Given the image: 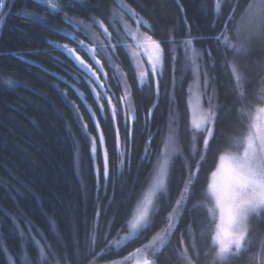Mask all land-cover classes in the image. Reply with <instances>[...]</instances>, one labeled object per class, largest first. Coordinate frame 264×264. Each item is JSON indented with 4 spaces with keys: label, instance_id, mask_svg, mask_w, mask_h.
Masks as SVG:
<instances>
[{
    "label": "trees",
    "instance_id": "obj_1",
    "mask_svg": "<svg viewBox=\"0 0 264 264\" xmlns=\"http://www.w3.org/2000/svg\"><path fill=\"white\" fill-rule=\"evenodd\" d=\"M124 2L147 22L150 27L143 28L154 40L165 39L173 27L177 39L182 38L185 15L195 25L194 36H215L233 10L226 5L223 18L219 19L215 30L210 31L213 16L204 11L201 0ZM233 2L239 4V8L235 10V17L230 18L229 27L233 33L237 28L243 32L248 18L258 10L249 8L250 0ZM55 3L59 5L58 11L39 0H0V264H88L94 257L100 261L124 259L127 253L147 244L167 227V216L184 188L188 166L195 169L200 159L207 133L199 134L192 126L188 96L193 83L204 92L202 73L206 71L211 77L207 92L215 90L213 100L221 106L211 140L213 150L234 144V138L248 131L251 116L264 104V72L258 64L264 60V42L254 41L247 55L236 57L237 73L241 75L238 86L232 70L222 64L225 59L223 48L217 52L214 41L194 42L196 49L212 51L215 60L213 64L205 55L197 61L202 65L199 78L194 75L189 59L191 53L186 56L183 49H178L179 58L173 65L169 46L162 45L165 49L164 71L159 78L157 96L156 81L151 75L144 85L138 83L129 54L113 30L111 43L117 44L119 40V46L114 52L111 47L107 48L112 54V64H105L109 74L105 83L110 87L99 89L97 86V91L113 97V105L120 113L114 121L110 111H98L100 103H105L107 108L106 100H96L92 85L87 83L89 73L68 55L63 45L77 48L82 58L98 67L76 43L79 39L75 35H78L86 45L92 44L88 37L76 31L79 30L76 23L82 21L85 24L90 17L97 16L109 24L112 12L118 13L116 2L56 0ZM181 4L185 12L180 11ZM102 40L99 44L108 45L106 38ZM227 58H233L232 52ZM113 65L120 70V87L112 78ZM173 66L177 69L175 73ZM124 86L130 89V110L117 100L124 94ZM241 92L244 93L242 97ZM203 99L205 102L207 95ZM150 108L154 109V116L146 124ZM126 114L136 117L135 135L130 139L125 129ZM173 116L179 129L173 137L178 150L169 159L167 191L158 192L153 198V208L159 211L155 213L151 227L119 251L111 250L109 254L97 256L109 241L125 234L118 229L151 189ZM128 127H132L131 121ZM117 128L119 151H125V144L130 150L123 168L117 151ZM101 132L104 145L99 143ZM150 134H154L155 139L145 160L144 146ZM93 138L97 141L95 153ZM194 143L197 151H193ZM105 151L111 173L107 182L103 178ZM218 158V152H209L179 226L170 233L169 242L158 258L154 257L156 264H186L189 260L193 264H264V221L255 218L249 222L252 231L246 243L247 251L239 258L230 257L222 262L213 260L209 231L214 228L213 217L206 207L192 209L197 201H205L215 208L208 193V178ZM215 218L217 221L216 211ZM93 235L96 236L94 247ZM35 241H39V247ZM40 247L44 249L46 261L39 258Z\"/></svg>",
    "mask_w": 264,
    "mask_h": 264
},
{
    "label": "snow or ice",
    "instance_id": "obj_2",
    "mask_svg": "<svg viewBox=\"0 0 264 264\" xmlns=\"http://www.w3.org/2000/svg\"><path fill=\"white\" fill-rule=\"evenodd\" d=\"M117 7L122 11H127L132 15H136L135 10L130 5L124 2V0H115ZM45 3L53 11L59 10V5L54 0H45ZM179 3V0H177ZM209 5L211 7L209 8ZM231 7L233 10L228 13L230 18L235 17V10L239 8V4L234 3L233 0H201V6L205 12H209L213 16V27L210 31H214L218 26L219 19L223 18V9L225 6ZM249 8H256L258 11L248 18L247 27L243 30L237 28L235 32L229 27L231 19L224 20V26L215 36H204L203 34L193 35L192 30L195 27L194 23L186 15L182 19V23L185 27V33L179 40L175 35V27L168 31L165 39L154 40L152 36L145 34V50H150L151 54L148 55L147 64L148 67L138 74L140 85H144L148 82L149 75L156 81V94L159 96V78H162L164 71V58L165 49L162 45L169 46V52L171 53V59L173 65L178 60V49H183L186 56L191 53L189 59L193 64L194 75L199 78L201 75L202 65L197 61L202 59L205 55L208 57V61L215 63L212 51L204 49H196L194 42H200L202 40H211L215 42V50L217 52L223 48L225 52V59L222 64L226 68L232 70L233 78L239 85L241 81V75L237 73V60L236 57L241 55H247L254 41L264 42V0H250ZM180 11L185 12L183 5H180ZM116 12L113 11L110 16V21L116 17ZM2 18V17H0ZM65 18L67 14H65ZM122 18L116 19V23H120ZM71 23V20H69ZM82 30L91 27L93 24L98 25L102 29V35L107 38L108 45L104 44H85L84 40H77L76 43L86 49L87 55L95 61L93 67L91 63H88L82 58L80 52L75 47H69L63 45L64 50L68 55L72 56L75 61L89 73L87 77V83L92 85V92L95 95L97 101L106 100L105 103H100L98 111L103 113L110 111L113 120L115 121L119 116L118 109L113 105V97L109 96L107 92L97 91L99 89H105L108 86L105 81L109 79L108 72L105 71V64H112V54L107 51L108 47L113 49V52L117 46H119V40L117 44H112V32L110 28H114L113 23L106 24L103 19L97 16H92L88 20V24L85 25L82 21H77ZM137 24L147 25V22L143 19L137 21ZM150 27V26H148ZM231 33V34H230ZM72 35V33H68ZM134 38V37H133ZM232 52L233 58L230 60L227 58V54ZM98 57H102L98 58ZM205 61V64L208 63ZM260 71L264 72V60L258 61ZM114 71L112 78L117 81V87H120V70L117 66L113 65ZM177 69L173 66V73ZM102 74V75H101ZM204 76V92L197 95L195 98V106L197 108L202 107V97L207 95L208 107L203 109V117L199 123L195 125L199 134L207 133L203 140V148L200 155V159L196 162L195 169L190 165L188 170V177L185 181L184 188L180 193V197L176 199L173 211L167 216V227L154 235L153 238L147 243L134 249V251L127 253L124 257L125 260L132 259L135 264H156L158 255L163 251L166 244L169 242V235L176 227L179 226L182 219V213L187 207L188 200L191 198L192 191L195 188V180L199 178V174L202 168L208 161L209 152H218L220 164L217 166L216 171L211 173L213 182L208 184V193L215 200V208L209 207L205 201H197L193 205L192 211L196 208H207V213L213 217L212 223L214 228L210 229L211 235V247L214 250L213 260L224 261L227 258L235 257L239 258L245 251H247L246 243L249 240L252 228L250 221L255 218L257 220L264 221V136L258 135L260 128L256 121L258 116H251V122L248 126V131L242 134L238 138H234V144L226 145L223 148L213 150L211 148V140L214 138L215 124L219 117L218 103L213 104L212 99L215 95V90L212 93L207 92V85L211 81V77L206 71ZM175 81V77L173 76ZM129 87L124 88V94L117 98L118 102L123 103L125 98L129 96ZM241 97L244 95L240 93ZM258 113H264V107L259 108ZM240 112L243 114L244 109L241 108ZM93 118L95 113L92 114ZM154 116V109L150 108L146 115L145 123L152 119ZM135 115H125V129L127 137L130 139L135 135ZM129 121L132 122V127H128ZM208 125H212L209 127ZM86 127V125H85ZM96 127L99 129V122H96ZM178 125L176 124L175 116L170 121V133L168 141L164 150L160 153V159L157 162L155 175L153 177L151 189L145 194L143 200L136 205L135 211L131 214L130 218L125 223L121 224V228L118 232H125L124 235L118 236L114 241H109L104 249L97 256L109 254L111 250L119 251L123 247H126L130 242L140 238L141 233L147 231L153 223V217L159 209L153 208V198L158 192L167 191V184L169 180V159L170 156L177 152L178 148L174 142L173 137L178 133ZM117 135V151L121 156L120 166L123 168L124 160L129 159V149L125 144V151H119L120 137L119 129L116 130ZM143 135V131H141ZM155 139L154 134H150L148 140L145 142L143 159H147L151 152V143ZM195 140L196 137L194 136ZM259 139L260 143L257 145L256 141ZM96 138H93V152L96 150ZM100 145H104L105 139L101 132L99 135ZM235 148V151H232ZM197 145L193 144V151H197ZM211 166V165H209ZM227 172L229 176V184L227 193L218 187L215 182V178L222 172ZM122 174V173H121ZM97 180L100 178V171L96 172ZM103 178L107 182L111 178V173L107 161V152L105 151V164L103 169ZM219 210V222H216L215 211ZM99 215V213H98ZM110 221V224L113 223ZM195 223V221H193ZM126 229V231H125ZM110 231L106 233L109 235ZM96 241V236H92L93 247ZM37 247H39V241H35ZM93 249H89L92 251ZM197 255H199L197 253ZM42 261H46L44 249L40 247V256ZM264 261V258H262ZM188 264H192L191 260Z\"/></svg>",
    "mask_w": 264,
    "mask_h": 264
},
{
    "label": "rangeland",
    "instance_id": "obj_3",
    "mask_svg": "<svg viewBox=\"0 0 264 264\" xmlns=\"http://www.w3.org/2000/svg\"><path fill=\"white\" fill-rule=\"evenodd\" d=\"M39 1L46 4L45 0H39ZM54 2H56V0H54ZM117 10H118V13H116L117 14L116 17L110 21L111 23H113L115 25V27L110 28L109 30L112 32L113 35L115 32V33H117V35L120 36V39L122 40L123 45L125 46V49L127 50L128 54H129L131 63H132V65L135 69V72H136L137 81L139 83L138 74L140 71H143L145 68L148 67L147 58H148V55L151 54L150 50H145V34H147V32L145 31V29L143 27H146V26L144 24H139V25L137 24V21L141 20V18L138 17L137 15H132L131 13H129L127 11L120 10L119 8ZM120 18H122V21L120 23H116L115 20L120 19ZM76 24H77V26H79L78 23H76ZM87 24H88V22H85V25H87ZM93 26L88 27L86 29V31L82 30L81 27L79 26V30H76V31H80L84 36L88 37L92 41V44L96 45V44L100 43L99 41H103L102 38H106V37H104L101 34L102 29H100L98 25L93 24ZM95 27H97L99 29V31ZM113 30H114V32H113ZM75 36H77L79 40L82 39L78 35H75ZM101 43H103V42H101ZM121 79L123 80V84L126 85L123 76H121ZM201 93H202V91L200 90L199 85L197 83H193V85L189 89L188 105H189V110H190L191 123H192V126L194 127V129H196L195 125L197 123H199L203 117V109H206L208 107V98L204 102L203 97H202V107L197 108L195 106V98L197 95H200ZM212 103L215 104L213 99H212ZM130 104H131V102H130L129 96H127L125 98V101L122 103V105L124 108L130 110V108H131ZM261 107H264V104L256 109L254 116H258V120L256 121V123L258 124V126L260 128V132L258 135L264 136V113H258V111H257ZM208 126L211 127L212 125H208ZM256 143H257V145H259V143H260L259 139H257ZM219 164H220V161L218 158V163L216 164V167L213 171H216L217 166ZM211 173H210L209 178H208V184L213 182V177H212ZM215 182L218 185V187L221 188L226 194L228 184H229V176H228L227 172L225 171V172H222L221 174H219L215 178ZM212 199H213V203L215 206V200H214V198H212ZM216 215H217V221L216 222H219V210L218 209L216 210ZM88 264H135V261L132 259L100 261L96 257H94L91 259V261ZM186 264H188V262Z\"/></svg>",
    "mask_w": 264,
    "mask_h": 264
}]
</instances>
